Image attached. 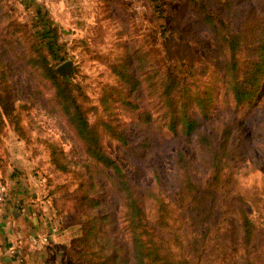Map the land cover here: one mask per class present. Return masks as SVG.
Returning a JSON list of instances; mask_svg holds the SVG:
<instances>
[{
  "label": "rangeland",
  "instance_id": "374dc122",
  "mask_svg": "<svg viewBox=\"0 0 264 264\" xmlns=\"http://www.w3.org/2000/svg\"><path fill=\"white\" fill-rule=\"evenodd\" d=\"M3 10L8 13L0 15V29L15 28L22 41L26 40L27 29L36 31L35 37L39 42L40 39L45 42L52 36L50 33L43 38L42 32L55 31L56 47L50 53V64L56 71L57 66L65 61L73 63L69 75L58 74L70 80L75 89L82 90L83 95L79 97L92 122L99 119L102 111L100 100L108 93L106 89L118 86L128 91L127 87L119 85L115 76L116 67L128 54L134 57L136 52L148 62V66L156 64L162 58V43L166 38L175 40L178 48L182 37L194 51L197 58L194 65L198 66L199 71H214L216 68L222 71L225 55L218 48L213 33L202 24L200 15L203 12L228 18L233 30L244 32L246 42L241 54L242 67L249 60L257 58L256 44L264 27V0H6ZM129 58L134 61V68L135 58ZM15 61L6 62L8 71L5 75L8 88L12 87L18 93L11 104L10 115L13 119H19L24 135L22 139L19 138L11 127L14 124L10 120H13L3 114L5 128L0 137V170H24L22 176L37 187L40 211L61 233L59 245L57 249L52 247L54 251L48 262L81 264L82 259L90 258L91 254L88 253L74 254L76 250L72 240L81 234L84 224L106 208L114 214L116 222L104 223L102 240L111 235L113 242H117L118 246L126 244V249L131 251V245L126 243L124 235L120 199L115 194L111 179L102 172L98 175V170H94L96 185L91 187L88 184L84 188L90 190V197L103 200V204L95 209L87 204L83 209L84 201L79 200L82 193L78 184L83 180L82 164L88 159L82 145L55 103L50 82L32 76L19 60ZM181 62L186 63L184 60ZM194 65V71L198 72ZM135 69L138 75L145 73V69H138L137 66ZM2 72L0 69V77ZM2 85L4 83L0 81V88ZM142 98H147L146 92ZM135 101L140 102L138 98ZM145 104L151 106L152 110L157 108L153 100L152 104L148 100ZM215 107L213 118L209 121L211 127L230 124L237 138L230 143V152L224 161L226 166L221 170L222 184L218 186L216 199L207 212L204 228L200 230L189 228L192 226L193 211L189 209L190 200L185 197L189 195L183 187L184 179L180 177V170L175 164L177 150L181 148L193 172L195 185L199 188L208 185L211 156L201 152L195 138L190 141L167 138V143L158 144L157 149L153 147L147 151L141 144L142 131L136 120L115 105L114 109L111 108L113 117L121 126L127 124L129 144L121 146L105 133L102 137L103 147L117 160L132 184L139 188L156 186L157 193L169 204V215L173 212L178 229L176 236L169 230L170 237H163V241L171 244L174 254L179 253V246L186 242L182 233L193 231L189 235L205 233L199 251V264H245V258L252 264H264V79L251 105L236 108L222 89ZM190 112L194 113L192 109ZM153 118L158 117L155 115ZM202 127L203 130L209 128L207 124ZM165 131L167 136L171 135ZM53 147L64 152L62 158L67 163V171L58 170L52 164L50 151ZM155 171L160 183L155 182ZM0 182L5 184L3 179ZM236 202L247 205L250 232L255 235L246 251ZM154 220L155 212L151 210V226H154ZM88 249L96 252L98 244ZM188 250L183 252L185 258L192 254ZM174 256L180 257L181 254L171 255ZM104 258V255H100L92 257L90 261L97 264ZM129 258L127 264H133V257L130 255Z\"/></svg>",
  "mask_w": 264,
  "mask_h": 264
},
{
  "label": "trees",
  "instance_id": "16d2710c",
  "mask_svg": "<svg viewBox=\"0 0 264 264\" xmlns=\"http://www.w3.org/2000/svg\"><path fill=\"white\" fill-rule=\"evenodd\" d=\"M6 0H0V15L8 13L3 10ZM229 13H227L228 15ZM201 22L213 33L217 40L218 48L224 53V66L222 71L205 70L199 71L197 58L192 48L181 37L178 48L175 40L166 38L163 41L161 51L162 58L156 64H146V60L141 59L138 52L128 54L126 59L116 67L115 76L119 85L128 88L110 87L107 94L101 98V112L99 119L92 122L88 117V110L84 107L79 96L83 95L82 90L75 89L74 85L66 77L60 76L50 64L51 51L56 47V33L54 30L42 32V37L46 38L50 33L52 36L45 42H39L36 31L27 29L26 40L22 41L15 28L9 27L7 30L0 29V69L2 74L0 81V137L5 128L3 114H5L14 125L13 130L22 139L24 135L19 119L12 118V102L18 97L14 88H8L6 62L19 60L34 77L48 80L53 87V99L59 106L66 118L67 123L74 131L87 162L82 164L84 172L81 173L83 180L78 184V189L82 193L79 200L84 201L83 209L87 204L91 209L98 208L103 204V200L93 196L90 197L89 189L84 185L93 187L96 185L94 170H98V175L106 174L111 179L115 188V194L120 199L122 208L121 218L123 219L124 235L126 243H130L131 251L126 249V244H120L111 240L108 235L105 241L102 239L104 233V223L106 221L116 222L114 214L107 210L101 214H95L92 220L81 228V234L73 238L72 245L77 255L91 254L90 258L82 259L81 264H96L91 262L92 257L104 255L102 262L97 264H127L130 255L133 257V264H199L200 249L205 239V233L198 235L191 232H183L185 244L179 246V253H173L171 244L163 241V237H170L169 230L176 236L178 229L177 219L173 218V212L161 195L156 191V186L139 188L132 184L125 176L121 166L112 158L103 147L102 137L107 133L121 146H126L128 142L127 124L121 126L114 119L113 109L116 105L126 114L133 116L142 131V146L148 151L158 144L167 143V138L174 141L184 139L190 141L196 139L201 152L211 156L210 181L205 188H199L193 181V172L184 156L181 148L177 150L175 164L180 170V177H183V187L187 190L190 200L189 209L192 210L191 224L192 230L204 228V221L207 212L211 209L218 192L219 184H222L223 174L221 170L224 165L225 156L230 152L229 146L232 144L237 134L230 124L225 126L216 125L211 127L210 119L213 118L214 104L220 97L222 89L228 94L236 108L244 105H251L258 95L261 82L264 79V27L261 29L259 40L256 44L257 58L249 60L246 65H241V54L246 42L245 34L241 30H233L228 18L208 11L201 15ZM258 18V17H257ZM40 32V31H39ZM41 38V37H40ZM132 59L135 58L134 68ZM57 56H55L56 58ZM184 60L186 63H182ZM199 60V59H198ZM13 64V63H10ZM16 64V63H15ZM199 65L203 66L200 62ZM198 68L194 71L193 66ZM145 69V73L138 75L135 69ZM5 68V70H4ZM13 90V91H12ZM146 92L147 98H142ZM138 98L140 102H136ZM148 100L152 104L155 102L157 108L152 110L146 105ZM113 108V109H111ZM191 109L194 113H191ZM10 115V116H8ZM157 115V119L153 116ZM203 124H207L208 130H203ZM170 133L167 136L166 131ZM1 140V139H0ZM237 140H240L239 138ZM143 149V151H146ZM64 152L53 147L50 151L52 164L63 172L67 171V163L62 156ZM144 155V154H143ZM141 155V156H143ZM229 155V154H228ZM228 157V156H227ZM155 182L160 183L157 172L154 174ZM84 181V182H83ZM117 202V198H116ZM237 203L238 223L243 228L244 250L252 241L251 222L247 217V205L244 202ZM151 210L155 212L154 226L150 225ZM127 235V236H126ZM193 235H195L193 237ZM251 235V238H250ZM189 236V238H187ZM160 239V240H159ZM251 239V240H250ZM100 243V247H99ZM98 244L96 252H90L88 247ZM192 254L185 258V250ZM106 253V254H104ZM180 257L171 255H180ZM245 264H252L245 258Z\"/></svg>",
  "mask_w": 264,
  "mask_h": 264
},
{
  "label": "crops",
  "instance_id": "0c3cea01",
  "mask_svg": "<svg viewBox=\"0 0 264 264\" xmlns=\"http://www.w3.org/2000/svg\"><path fill=\"white\" fill-rule=\"evenodd\" d=\"M22 174L24 170H0L7 189L0 209V264H14L7 249L16 238L25 243L27 264H50L52 247L57 249L61 233L40 211L37 187Z\"/></svg>",
  "mask_w": 264,
  "mask_h": 264
},
{
  "label": "built area",
  "instance_id": "2783aa9c",
  "mask_svg": "<svg viewBox=\"0 0 264 264\" xmlns=\"http://www.w3.org/2000/svg\"><path fill=\"white\" fill-rule=\"evenodd\" d=\"M7 196L6 185L0 182V209L5 203ZM8 254L12 258L14 264H27L25 253V243L22 239H13L8 246Z\"/></svg>",
  "mask_w": 264,
  "mask_h": 264
},
{
  "label": "water",
  "instance_id": "95a60500",
  "mask_svg": "<svg viewBox=\"0 0 264 264\" xmlns=\"http://www.w3.org/2000/svg\"><path fill=\"white\" fill-rule=\"evenodd\" d=\"M73 63L71 61H65L57 66L56 71L61 75H69L72 71Z\"/></svg>",
  "mask_w": 264,
  "mask_h": 264
}]
</instances>
